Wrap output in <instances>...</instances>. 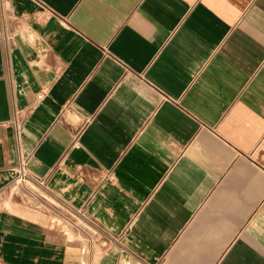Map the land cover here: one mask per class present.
Returning a JSON list of instances; mask_svg holds the SVG:
<instances>
[{
	"label": "crops",
	"instance_id": "0c3cea01",
	"mask_svg": "<svg viewBox=\"0 0 264 264\" xmlns=\"http://www.w3.org/2000/svg\"><path fill=\"white\" fill-rule=\"evenodd\" d=\"M0 264H264V0H0Z\"/></svg>",
	"mask_w": 264,
	"mask_h": 264
},
{
	"label": "built area",
	"instance_id": "2783aa9c",
	"mask_svg": "<svg viewBox=\"0 0 264 264\" xmlns=\"http://www.w3.org/2000/svg\"><path fill=\"white\" fill-rule=\"evenodd\" d=\"M42 95H39L38 98L41 99Z\"/></svg>",
	"mask_w": 264,
	"mask_h": 264
}]
</instances>
